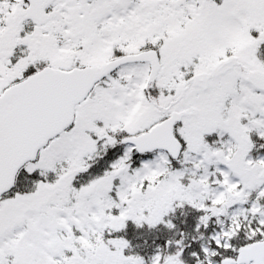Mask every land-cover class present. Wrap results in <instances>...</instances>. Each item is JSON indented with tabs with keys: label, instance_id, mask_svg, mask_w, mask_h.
<instances>
[{
	"label": "snow or ice",
	"instance_id": "1",
	"mask_svg": "<svg viewBox=\"0 0 264 264\" xmlns=\"http://www.w3.org/2000/svg\"><path fill=\"white\" fill-rule=\"evenodd\" d=\"M0 264H264V0H0Z\"/></svg>",
	"mask_w": 264,
	"mask_h": 264
}]
</instances>
